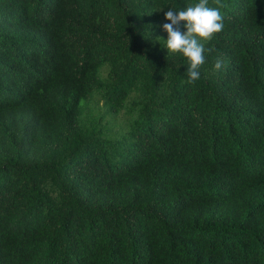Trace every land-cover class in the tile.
I'll use <instances>...</instances> for the list:
<instances>
[{
  "label": "trees",
  "instance_id": "trees-1",
  "mask_svg": "<svg viewBox=\"0 0 264 264\" xmlns=\"http://www.w3.org/2000/svg\"><path fill=\"white\" fill-rule=\"evenodd\" d=\"M198 2L0 0V264H264V0L189 84Z\"/></svg>",
  "mask_w": 264,
  "mask_h": 264
},
{
  "label": "clouds",
  "instance_id": "clouds-1",
  "mask_svg": "<svg viewBox=\"0 0 264 264\" xmlns=\"http://www.w3.org/2000/svg\"><path fill=\"white\" fill-rule=\"evenodd\" d=\"M216 7H210L208 0H199L183 10L164 12L165 23L162 29L167 33L166 49L168 55L181 54L187 60V83L193 84L200 79V69L206 62L205 53L215 51L214 47L206 48L216 34L224 29V7L221 0H215ZM159 11H163L160 9ZM183 22V24H182ZM181 26L186 31H181ZM226 68L223 56L218 55L214 61L213 74Z\"/></svg>",
  "mask_w": 264,
  "mask_h": 264
},
{
  "label": "rangeland",
  "instance_id": "rangeland-1",
  "mask_svg": "<svg viewBox=\"0 0 264 264\" xmlns=\"http://www.w3.org/2000/svg\"><path fill=\"white\" fill-rule=\"evenodd\" d=\"M82 103H83V102H82ZM123 117H124V116L121 114V115L119 116V119L121 120Z\"/></svg>",
  "mask_w": 264,
  "mask_h": 264
}]
</instances>
